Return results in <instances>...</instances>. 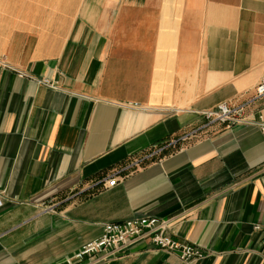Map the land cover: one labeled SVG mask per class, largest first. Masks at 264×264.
Instances as JSON below:
<instances>
[{
    "label": "crops",
    "instance_id": "crops-1",
    "mask_svg": "<svg viewBox=\"0 0 264 264\" xmlns=\"http://www.w3.org/2000/svg\"><path fill=\"white\" fill-rule=\"evenodd\" d=\"M263 75L264 0H0V264L142 216L203 256L144 238L74 264H264V134L202 116L255 117Z\"/></svg>",
    "mask_w": 264,
    "mask_h": 264
},
{
    "label": "built area",
    "instance_id": "built-area-1",
    "mask_svg": "<svg viewBox=\"0 0 264 264\" xmlns=\"http://www.w3.org/2000/svg\"><path fill=\"white\" fill-rule=\"evenodd\" d=\"M20 75H23L20 73ZM42 83H47L46 80H41ZM264 96V75L254 88V98H260ZM247 102L239 105L221 102L216 105L215 108L202 112V116L206 119V123L203 126L212 123H222L230 127L235 123H252L256 125L264 134V110H260L255 117L248 118L245 115V107ZM130 107H138V103H128ZM201 128V127H200ZM198 129V128H197ZM197 129H193L189 133L169 141L165 146L175 145L178 141H183L189 138L191 134H194ZM164 146V147H165ZM161 147L157 150L151 151L146 157L154 156L157 152L162 150ZM142 160V159H140ZM139 160L135 161L133 165H138ZM127 166L126 168H129ZM109 179H105V186H112L117 181L116 173H111ZM1 206V200H0ZM165 221H160L156 217H134L126 219L121 222H108L103 225L101 234L88 241L80 247V249L71 257L65 259V263L74 264L76 261H82L85 257L96 254L98 252L109 250L112 252L123 249L139 239L149 238L150 242L162 249L168 251L179 252L180 259L184 262L191 261L193 259H199L203 256L202 252L194 245L188 243H181L173 239L170 235L164 233ZM259 228V226H256ZM264 228V227H263ZM264 248V240H263ZM60 264V263H54Z\"/></svg>",
    "mask_w": 264,
    "mask_h": 264
}]
</instances>
